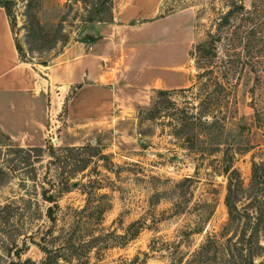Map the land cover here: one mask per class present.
I'll use <instances>...</instances> for the list:
<instances>
[{
    "label": "rangeland",
    "instance_id": "374dc122",
    "mask_svg": "<svg viewBox=\"0 0 264 264\" xmlns=\"http://www.w3.org/2000/svg\"><path fill=\"white\" fill-rule=\"evenodd\" d=\"M0 3L8 6L19 57L37 66L56 57L68 41L95 36L100 22L87 20L88 8L80 0ZM223 8L222 0H158L141 28L146 84L135 94L129 87L120 90L109 118L72 132L60 112L55 129L31 145L0 131V264H40L46 254L52 264H168L172 258L191 264L188 253L227 219L224 165L231 164L244 187L255 181L253 162L264 173V66H256L257 78L247 65L213 66L219 76L223 72L228 94L210 107L201 130L196 127L198 137L173 129L179 108L195 106L204 93L191 50ZM164 81L183 85L164 87ZM155 88L172 90L157 96ZM187 134L192 141L183 139ZM186 176L191 181L178 189L176 182ZM67 179L68 190L60 191ZM249 193H238V205ZM183 198L187 203L173 213L172 203ZM12 199L15 203L2 208ZM202 202L213 205L207 221L197 219L207 213ZM48 208L54 220L46 217ZM195 220L202 231L170 252L165 244L178 240L179 230ZM96 230L105 235L92 246L81 242Z\"/></svg>",
    "mask_w": 264,
    "mask_h": 264
},
{
    "label": "crops",
    "instance_id": "0c3cea01",
    "mask_svg": "<svg viewBox=\"0 0 264 264\" xmlns=\"http://www.w3.org/2000/svg\"><path fill=\"white\" fill-rule=\"evenodd\" d=\"M112 6V19L96 23L92 40L68 41L41 66L19 57L0 6L2 133L22 145L37 143L55 129L52 123L60 112L65 128L76 132V127L109 118L120 90L129 87L135 94L137 87L146 84V37L141 28L149 22H144L146 16L157 9L158 0H112ZM180 85L164 81L163 86ZM57 88L61 90L54 98Z\"/></svg>",
    "mask_w": 264,
    "mask_h": 264
},
{
    "label": "trees",
    "instance_id": "16d2710c",
    "mask_svg": "<svg viewBox=\"0 0 264 264\" xmlns=\"http://www.w3.org/2000/svg\"><path fill=\"white\" fill-rule=\"evenodd\" d=\"M88 8V21H110L112 19V0H80ZM224 8L219 11L218 15L212 20L211 27L206 31L205 38L196 43L191 54L194 58V63L201 71L196 73L203 81L200 82V89L204 91L202 96L198 95L197 104L192 103L179 108L180 117L173 124V129L176 133L191 131L193 137L199 136L196 127L201 130V127L207 123L204 116L208 114L211 106L219 103L220 96H226L225 82L221 77L214 72L213 66H250L254 78H257L258 70L256 66H264V0H222ZM8 18L9 9L5 3H0ZM9 22V18H8ZM10 25V23H9ZM11 28V26H10ZM15 48L19 55L18 44L14 41ZM203 73L208 75L204 78ZM200 80V81H201ZM179 89H188L179 88ZM172 89L155 88V95L168 94ZM161 105V101L158 105ZM155 111H158L159 106L154 105ZM202 130H204L202 128ZM184 136L186 141H192L191 134ZM39 149L40 147L34 146ZM80 167V165L78 166ZM263 168V166H261ZM257 164L253 162L252 176L255 177L254 182H250L247 187L242 185L238 173L231 164L224 165L226 172L225 194L223 196V204L226 209L227 219L221 225L219 231L206 232L197 246L188 254L190 255L189 263L191 264H264V243L260 238L264 237V173L257 172ZM78 168H73L76 171ZM81 169V168H79ZM71 177V176H69ZM69 179H67L60 191L68 190ZM191 181V178L186 176L176 182L178 189L185 182ZM249 189L247 202L239 204V192ZM261 191V192H259ZM259 192V194H256ZM100 197L102 196L99 195ZM181 196H183L181 194ZM182 198V197H181ZM187 200L178 199L172 203L173 213L183 207V202ZM14 200H9L2 205V208L9 207ZM15 203V202H14ZM207 206V213L198 215V220L207 221L213 212L212 203L202 202ZM108 204V201L105 205ZM108 206V205H107ZM106 207V206H105ZM242 207V208H241ZM104 208H102L103 210ZM102 212L97 215L100 220ZM46 217L54 220V216L49 211H46ZM195 220L192 226L185 225L179 230L178 240L172 244L166 243L168 250L176 251L180 245V241L188 239L192 233H199L203 226ZM96 222V221H95ZM97 223V222H96ZM136 221H132L128 226H134ZM234 226V228H233ZM262 231V232H261ZM138 232V229H133L130 232L129 238L133 237ZM105 233L96 230L90 233L88 237L82 238L81 242L92 246L91 243L98 241ZM121 235V234H120ZM72 246V245H71ZM66 248H70L69 246ZM75 248L72 246V251ZM42 251L45 248L42 247ZM47 254L40 261V264L48 263ZM168 264H175L176 260L171 259ZM82 264H86L83 262Z\"/></svg>",
    "mask_w": 264,
    "mask_h": 264
},
{
    "label": "water",
    "instance_id": "95a60500",
    "mask_svg": "<svg viewBox=\"0 0 264 264\" xmlns=\"http://www.w3.org/2000/svg\"><path fill=\"white\" fill-rule=\"evenodd\" d=\"M96 36V35H95ZM93 36V37H95ZM93 37H81V38H78L79 40H82V41H88V40H92ZM76 182H73L72 185L75 186Z\"/></svg>",
    "mask_w": 264,
    "mask_h": 264
}]
</instances>
